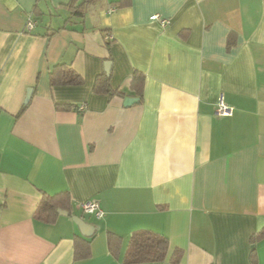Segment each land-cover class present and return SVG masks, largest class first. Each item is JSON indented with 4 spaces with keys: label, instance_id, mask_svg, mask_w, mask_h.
<instances>
[{
    "label": "crops",
    "instance_id": "crops-1",
    "mask_svg": "<svg viewBox=\"0 0 264 264\" xmlns=\"http://www.w3.org/2000/svg\"><path fill=\"white\" fill-rule=\"evenodd\" d=\"M115 1L89 0L80 18L70 0H0V264H124L141 230L169 249L139 264H175L177 249V264H264V237L251 243L264 227V0ZM60 64L82 83L52 86ZM101 74L125 97L96 93ZM220 96L231 116L215 115ZM40 192H68L71 215L35 220ZM87 200L101 219L80 211Z\"/></svg>",
    "mask_w": 264,
    "mask_h": 264
},
{
    "label": "trees",
    "instance_id": "trees-1",
    "mask_svg": "<svg viewBox=\"0 0 264 264\" xmlns=\"http://www.w3.org/2000/svg\"><path fill=\"white\" fill-rule=\"evenodd\" d=\"M89 0H83L77 4L75 0H70L67 7L74 17H83L84 9ZM129 5V0H117L111 3L113 9L117 10ZM82 78L72 68L65 65H57L50 74V84L55 85H80ZM131 90L136 97L142 99V91L144 85V75L135 71L131 78ZM94 91L96 93H105L109 97L124 98L125 94L118 90H113L109 85L104 75H98L94 82ZM27 106L21 108L18 117L25 111ZM57 111L75 110L76 107L69 104H55ZM57 210H62L68 215L72 213L70 196L68 192H60L58 194L49 195L40 192L38 205L33 213L35 220L43 223H54L58 217ZM264 237V227L251 238V243L254 244ZM108 248L113 254L118 253L121 245V238L111 232L107 233ZM169 249L168 239L153 233L151 231L141 230L134 232L128 241L122 261L124 264H139L147 262L162 261L166 258ZM90 255V243L80 237H75L74 240V259H85ZM182 256V251L177 249L174 251L171 261L175 264L179 263ZM254 256V251L252 252Z\"/></svg>",
    "mask_w": 264,
    "mask_h": 264
},
{
    "label": "built area",
    "instance_id": "built-area-1",
    "mask_svg": "<svg viewBox=\"0 0 264 264\" xmlns=\"http://www.w3.org/2000/svg\"><path fill=\"white\" fill-rule=\"evenodd\" d=\"M150 20L151 21H156L159 23V25L164 28L169 24V20L166 18H163L161 15L159 14H155L150 16ZM36 25L35 20L33 19V17L31 15H29L26 18V23H25V30L26 31H32L34 29ZM111 36L110 35H106L105 36V40H111ZM233 113V108L227 106L224 101L222 96H220L216 109H215V115L217 117H226V116H231ZM80 211L85 214V215H92L94 216L96 219H101L103 217V212L100 210L99 204L96 200H87L84 201L82 203H80L79 205Z\"/></svg>",
    "mask_w": 264,
    "mask_h": 264
},
{
    "label": "water",
    "instance_id": "water-1",
    "mask_svg": "<svg viewBox=\"0 0 264 264\" xmlns=\"http://www.w3.org/2000/svg\"><path fill=\"white\" fill-rule=\"evenodd\" d=\"M30 96H31V91L29 90L27 92V96H26V99H25V102H24L25 104L28 103V101L30 100ZM137 102H138V100L136 98H125L124 99V106L129 107L132 104H135ZM57 213L59 215H61V216H66L67 215L65 212H62V211H57ZM73 220L77 224V226L79 227L80 232H81V234L83 236L89 237L91 235L93 229L90 226L86 225V223L83 222L82 219L77 217V218H73Z\"/></svg>",
    "mask_w": 264,
    "mask_h": 264
}]
</instances>
